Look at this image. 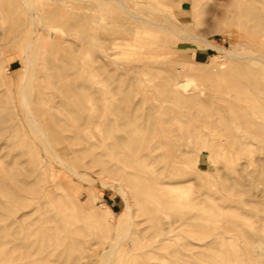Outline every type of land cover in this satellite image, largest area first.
Masks as SVG:
<instances>
[{
  "label": "rangeland",
  "instance_id": "1",
  "mask_svg": "<svg viewBox=\"0 0 264 264\" xmlns=\"http://www.w3.org/2000/svg\"><path fill=\"white\" fill-rule=\"evenodd\" d=\"M10 168L0 264H264V0H0Z\"/></svg>",
  "mask_w": 264,
  "mask_h": 264
},
{
  "label": "bare ground",
  "instance_id": "2",
  "mask_svg": "<svg viewBox=\"0 0 264 264\" xmlns=\"http://www.w3.org/2000/svg\"><path fill=\"white\" fill-rule=\"evenodd\" d=\"M121 2V1H120ZM124 2V1H123ZM29 3V2H28ZM124 4V3H123ZM126 5V4H125ZM125 7V6H124ZM126 8V7H125ZM124 9V8H123ZM133 16V15H132ZM142 18V17H141ZM143 19V18H142ZM32 20V19H31ZM34 20V18H33ZM140 21V20H139ZM142 21V20H141ZM48 27V26H47ZM51 33V30L49 28H45V34L43 35V46H47V45H50V44H53L55 42L51 41L50 38H49V34ZM90 39V38H89ZM93 40V39H92ZM137 42H133V43H127V45H132V46H135L137 45L136 44ZM30 44V43H29ZM88 44V43H87ZM28 45V44H27ZM213 45V44H212ZM29 46V45H28ZM86 46V45H84ZM90 47V46H89ZM30 48V47H29ZM54 49V48H53ZM28 50V49H27ZM44 53V52H43ZM34 54V53H33ZM46 54V53H45ZM49 54V52H48ZM53 54V53H52ZM54 56V55H53ZM27 59H25V61L23 62V65L25 66V68H28L29 67V63H30V58H29V55L26 56ZM47 57V56H46ZM50 57V56H49ZM38 58V57H37ZM45 59V58H44ZM149 60V59H147ZM37 61V59H36ZM153 60H149V62H151ZM35 62V61H33ZM33 64V63H32ZM44 66V65H42ZM7 67V66H6ZM24 68V67H23ZM24 68V69H25ZM37 73V72H36ZM19 75V74H18ZM25 75V73H24ZM22 81V80H21ZM239 84V83H238ZM28 84H24L22 86H20V91L22 93V100L23 103H24V106H25V109H26V113H27V119L24 121L25 123H27L28 125L31 126V130L33 131V133L36 134V140L39 141L40 143H42L45 147H50L52 149V151L54 152V158L57 160H60V161H63V159L60 157L59 153L52 147L50 146V136L47 134V131L45 130L44 128V124H43V121L40 119L41 116L39 114H36L33 110H32V106H31V101L29 100V89H28V86H26ZM241 87V86H240ZM246 87V86H245ZM20 93V94H21ZM21 97V96H20ZM261 111V110H260ZM205 115V114H204ZM247 115V114H246ZM250 115V114H248ZM177 121V120H176ZM20 123V122H19ZM174 123V122H173ZM176 123V122H175ZM177 124V123H176ZM180 125H182V123H179ZM179 125V127H180ZM156 129V128H155ZM179 128L177 127L176 131L178 130ZM165 133H167V131H163ZM261 134V133H260ZM135 152V151H134ZM131 154V153H130ZM137 155H138V151H137ZM130 156V155H129ZM133 156V154H132ZM135 156V155H134ZM136 157V156H135ZM134 157V158H135ZM131 158V156L129 157ZM137 159V158H136ZM131 160H134V159H130ZM135 161V160H134ZM42 162V161H41ZM136 162H139V160ZM40 163V162H39ZM133 163V162H131ZM70 166V165H69ZM44 167V166H43ZM73 167V166H72ZM75 168V167H74ZM43 169V168H42ZM15 171V170H14ZM14 171L10 168L8 169L7 173L4 175V176H0V188L3 192H10L11 193V182L13 183L14 180H16V173H14ZM73 171V170H72ZM75 173L76 170L74 169ZM42 172V171H41ZM38 176V175H36ZM20 181V180H19ZM18 182V180H17ZM23 183V182H22ZM25 184V182H24ZM23 185V184H22ZM29 185V183H28ZM59 186L61 188H63L62 190H64V192H66V190L64 189L63 187V184L61 181H59ZM27 189V187H26ZM15 191V189H14ZM17 194V193H16ZM16 196V195H15ZM47 197V195H44V197ZM19 197V196H18ZM45 197V198H46ZM39 198H43V195H39L37 199ZM46 206V204H42V208L44 209V207ZM65 207L62 208V210H60L61 212L63 211L64 212V209H66V205H64ZM105 254H107L105 252ZM106 258L108 257V255L105 256ZM104 260H106L104 258ZM109 260V257L108 259ZM106 260V261H107ZM108 262V261H107ZM107 264V263H106Z\"/></svg>",
  "mask_w": 264,
  "mask_h": 264
}]
</instances>
